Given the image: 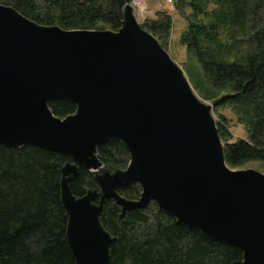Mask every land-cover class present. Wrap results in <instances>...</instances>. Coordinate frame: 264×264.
Listing matches in <instances>:
<instances>
[{
  "label": "water",
  "instance_id": "water-1",
  "mask_svg": "<svg viewBox=\"0 0 264 264\" xmlns=\"http://www.w3.org/2000/svg\"><path fill=\"white\" fill-rule=\"evenodd\" d=\"M62 98L77 105L65 117L50 107ZM111 138L126 145L127 167L111 170L99 157ZM0 143L71 159L61 191L77 264H109L118 238L101 220L109 200L121 219L155 202L190 229L241 248L243 264H264V172L227 164L211 104L131 2L117 30L42 24L0 2ZM79 166L95 173L99 189L73 193ZM132 182L142 188L138 199L119 192Z\"/></svg>",
  "mask_w": 264,
  "mask_h": 264
},
{
  "label": "trees",
  "instance_id": "trees-1",
  "mask_svg": "<svg viewBox=\"0 0 264 264\" xmlns=\"http://www.w3.org/2000/svg\"><path fill=\"white\" fill-rule=\"evenodd\" d=\"M131 1L0 0L42 24L114 30L121 27L123 8ZM186 4L191 13L180 42L189 56L193 86L215 106H231L248 126L247 138L230 141L217 122L226 162L232 168L257 162L264 169V0H176L179 9ZM141 24L165 45L170 16ZM50 107L65 117L77 105L62 98ZM98 155L111 169L125 168L130 161L118 138L98 146ZM69 160L36 145L0 143V264H77L67 239L68 214L61 191L62 167ZM70 185L78 196L99 189L95 173L82 166ZM141 191L137 182L119 189L131 199H138ZM121 211L110 200L101 216L118 237L109 264H243L241 248L190 229L154 202L127 212L123 219Z\"/></svg>",
  "mask_w": 264,
  "mask_h": 264
},
{
  "label": "rangeland",
  "instance_id": "rangeland-1",
  "mask_svg": "<svg viewBox=\"0 0 264 264\" xmlns=\"http://www.w3.org/2000/svg\"><path fill=\"white\" fill-rule=\"evenodd\" d=\"M134 3L136 4L134 8L135 13L140 23H143L144 20L159 19V17L162 14L171 17L172 26L169 34H167L164 37V41H165L164 47L169 51V53L174 58V60L183 68V70L185 71L186 75L189 78L191 85L193 86V83L191 82V79L188 75V70L190 65L189 56L187 55L186 47L182 45L180 42L181 34L185 30L188 24L187 15L191 13L190 6L186 4L184 8L179 9L176 7V0H174L173 4L168 2L167 0H135ZM193 88L201 99L211 104L213 115L216 119V123L220 121L221 125L224 128H226V130L229 133L228 139L230 141H234L240 137L243 138L248 137V126L243 120L239 118L235 109H233L231 106L217 107L210 99L203 97L195 89L194 86ZM220 118H224L225 120L221 122ZM222 142L224 144V140H222ZM246 168H254L256 170L264 172L263 167L257 162H250L242 167H238L234 169H246Z\"/></svg>",
  "mask_w": 264,
  "mask_h": 264
},
{
  "label": "built area",
  "instance_id": "built-area-1",
  "mask_svg": "<svg viewBox=\"0 0 264 264\" xmlns=\"http://www.w3.org/2000/svg\"><path fill=\"white\" fill-rule=\"evenodd\" d=\"M134 1H135V0H133V2L131 1V4H132V5L134 6V8H135L136 4L134 3ZM167 1L170 2V3H172V4L174 3V0H167Z\"/></svg>",
  "mask_w": 264,
  "mask_h": 264
}]
</instances>
